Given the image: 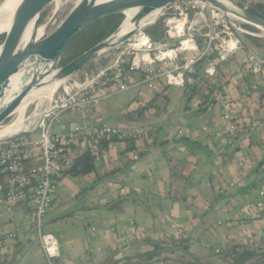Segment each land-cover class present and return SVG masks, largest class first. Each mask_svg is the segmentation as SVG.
Here are the masks:
<instances>
[{
  "label": "crops",
  "instance_id": "1",
  "mask_svg": "<svg viewBox=\"0 0 264 264\" xmlns=\"http://www.w3.org/2000/svg\"><path fill=\"white\" fill-rule=\"evenodd\" d=\"M219 68L211 94L209 87L199 89L194 97L187 89L163 88L145 94L137 87L87 110L88 124H134L149 126L151 132L136 139L70 144L76 157L87 150L96 153V167L85 175L64 174L56 184L51 210L43 218L44 231L59 243L53 264H113L132 251L128 227L136 235L155 239L166 235L174 240L171 225L181 226L188 235L192 255L186 259L190 262L222 264L214 256L217 248L255 252V257L241 264H256L263 256L264 209L248 218L242 217L241 209L264 190V71L244 75L230 61ZM161 92L166 100L171 97L167 106V101L156 106V100L160 101L156 94ZM218 95L233 101L237 121L256 117L262 126L232 144L218 142L214 134L226 129ZM80 121L79 115L67 114L54 131L68 130ZM182 125L190 127L192 134L176 139L173 130ZM138 146L143 151L132 160ZM167 152L189 163L179 178H170ZM240 160L253 163L243 180L237 177ZM229 181L235 185L218 193L217 188ZM119 184L125 194L114 190ZM29 210L25 200L13 207L10 216H0V240L7 235L17 238L14 255L2 264H47L42 251L23 233Z\"/></svg>",
  "mask_w": 264,
  "mask_h": 264
},
{
  "label": "built area",
  "instance_id": "2",
  "mask_svg": "<svg viewBox=\"0 0 264 264\" xmlns=\"http://www.w3.org/2000/svg\"><path fill=\"white\" fill-rule=\"evenodd\" d=\"M157 23L164 31L161 41L153 40L145 32ZM242 23L207 2L181 0L166 5L125 43L112 50L105 67L83 72L81 80L66 81L60 91L43 101H47L45 109L41 110L43 102L34 104L21 131L0 139V216H10L13 207L25 200L30 203L23 233L42 251L47 264H53L58 257L59 243L52 233L44 231L43 218L51 210L59 178L72 167L76 157L70 144L78 140L136 139L151 132L149 126L134 124H88L85 122L87 110L132 88H144L147 92L163 88L184 90L198 65H202L203 77L214 84L218 64H227L240 50L238 36H254L240 26ZM239 67L244 75H260L264 71V57L248 50L241 56ZM216 99L221 119L226 124L224 132L214 134L218 142L232 144L243 134L262 126L256 117L246 122L237 121L233 101L221 95ZM67 114H77L81 121L73 123L68 130L55 132V125ZM191 134L192 129L188 126L173 130L176 139ZM142 151V146H138L132 160H137ZM252 169V162L240 160L238 179H245ZM234 185L232 181L226 182L221 190L217 188V192ZM114 190L126 192L120 184L114 185ZM263 209L264 190H261L255 200L243 206L241 215L248 218ZM131 229H126L128 236ZM168 229L175 235L174 239L184 233L181 226L171 225ZM16 242L14 235L0 240V264L14 255ZM214 252L218 254L220 249Z\"/></svg>",
  "mask_w": 264,
  "mask_h": 264
},
{
  "label": "water",
  "instance_id": "3",
  "mask_svg": "<svg viewBox=\"0 0 264 264\" xmlns=\"http://www.w3.org/2000/svg\"><path fill=\"white\" fill-rule=\"evenodd\" d=\"M53 1L55 0H25L19 6L11 29L1 44L0 98L3 97V92L9 85L10 77L20 70L24 61L28 60L32 64V68L35 69V72L32 74L29 82L22 86L18 94L4 107H0V126L13 115L14 111L19 107L28 93L32 89L40 86L41 81L45 77L52 75L53 81H67L79 71L83 70L96 57H100L125 43L135 34L141 22L153 11L181 0H108L101 3H97L94 0H83L82 3L77 4L69 12L49 36L30 45L28 49L16 53L14 51L15 47L27 23L31 19L36 18L37 26H39L38 21L42 10ZM196 1L207 2L223 12L229 11L221 2H227L226 0ZM131 9L135 10V14L129 20L133 27L132 30L120 38H115L125 20L123 19L109 37L95 44L65 65L54 69L67 46L86 27L100 18L118 14L122 15L124 11ZM236 10L239 13L237 14L238 17L244 23L264 30L263 21L237 8ZM40 65L43 67L49 65V68L45 69L44 73L41 74L38 71Z\"/></svg>",
  "mask_w": 264,
  "mask_h": 264
},
{
  "label": "trees",
  "instance_id": "4",
  "mask_svg": "<svg viewBox=\"0 0 264 264\" xmlns=\"http://www.w3.org/2000/svg\"><path fill=\"white\" fill-rule=\"evenodd\" d=\"M246 13L264 22V0H255V3L247 9ZM121 18L122 16L118 14L106 16L94 21L72 40L64 52L67 50H79V53L77 54L79 56L81 53L88 50L95 44L109 37L119 26ZM3 35L4 37L7 36V34ZM248 39L251 41V43H256V39L249 37ZM1 44L2 43H0V45ZM62 55L58 61L60 66H63L67 63L62 60ZM99 60H102V58ZM100 64L101 66L105 65L103 62ZM93 68V65H90L85 67L83 70H92ZM198 75L200 74L195 73L191 75L190 82H188L184 88L190 91L191 97H194L197 93H200V90L198 89V87H200L199 84L196 82L192 85ZM244 80L248 83V80L245 76ZM211 88L212 86H209L208 88V93L210 94L212 91ZM258 96L259 99H262V93H259ZM157 97H159L160 101H166L163 92L156 94V98ZM206 97H208V95ZM153 101L154 100H151L150 103ZM113 139L118 138L107 139V141ZM165 154L167 155V164L170 178L175 179L182 176L183 171L188 169L189 163L179 155H173L172 153L168 152ZM96 156V153L87 150L80 156L74 158L72 167L65 174H71L74 176L95 172ZM130 239V246L132 247L131 253H128L125 258L115 261L113 264H156L159 262L162 264H199L198 262H190L188 259H186L190 257L192 253L190 251L191 243L189 237L185 233L179 235V237L174 240H171L166 235L160 239H155L144 235H136L132 229ZM226 252L228 254H226ZM215 255L219 257L218 260L222 264H241L247 259L255 257V252L246 249H240L238 251L236 249H229L220 251L218 254H214V256ZM262 255L263 256H260L261 258L256 260V264H264V254ZM206 264H211V262L208 261Z\"/></svg>",
  "mask_w": 264,
  "mask_h": 264
},
{
  "label": "bare ground",
  "instance_id": "5",
  "mask_svg": "<svg viewBox=\"0 0 264 264\" xmlns=\"http://www.w3.org/2000/svg\"><path fill=\"white\" fill-rule=\"evenodd\" d=\"M25 0H0V34L5 32V31H10L11 26L13 24L15 15L17 13V10L19 6L24 2ZM83 0H77L76 5L82 3ZM97 3H101L104 1L108 0H94ZM222 2V1H221ZM58 7H57V12H58ZM155 10L151 14H149L140 24L139 28L137 29L140 30L146 23V21L154 18L157 16V12L159 11ZM228 12H224L229 14L230 17L234 18L235 20L242 21L237 14V10L234 8H229ZM54 12L56 14L57 12ZM127 12L130 11L129 13V19L125 22L123 27L118 31L117 35L115 38H120L123 36L125 33L129 32L132 30V24L130 23V19L133 17L135 14V10H126ZM124 11V12H126ZM124 18V17H123ZM243 22V21H242ZM263 31L262 29H260ZM136 31V32H137ZM135 32V33H136ZM264 32V31H263ZM44 34V30L42 31L41 26H37V19L33 18L31 19L27 25L25 26L18 43L15 47V52L20 53L30 47V45H33L37 41L42 38ZM0 50H1V45H0ZM49 65H46L43 67L42 65L39 66L38 71L41 72V74L44 73L45 69H48ZM35 72V69L32 68V64L26 60L23 62L21 65L20 70L14 74L13 76L10 77L9 79V85L3 92V97L0 98V107H4L6 104H8L14 96L18 94L22 86H24L27 82L32 77V74ZM66 82V81H65ZM64 81H53L52 75H48L45 77L42 81L39 87H36L32 89L28 95L23 99L19 107L14 111L16 113V119L14 120L13 123L10 125L2 128L4 130H0V139L10 137L14 135L15 133L21 131L25 126V110L26 108L34 102H37L41 104L44 100H49L50 97L60 88L62 85L65 83ZM35 99V100H33ZM13 113V114H14ZM28 116V115H27ZM1 128V126H0Z\"/></svg>",
  "mask_w": 264,
  "mask_h": 264
},
{
  "label": "rangeland",
  "instance_id": "6",
  "mask_svg": "<svg viewBox=\"0 0 264 264\" xmlns=\"http://www.w3.org/2000/svg\"><path fill=\"white\" fill-rule=\"evenodd\" d=\"M76 1L77 0H60V8H59L58 7L59 6V0H55V1L52 2L55 5L51 3V4L47 5L42 10V12L40 14V19H39L38 23H39V26H41L42 31L44 30V34H43L42 38H40V40H43L44 38H46L47 36H49L57 28V26L64 20V18L69 14V12L76 6ZM226 1L227 2L222 1V3L228 9L229 8H234L236 10V8H237V9H239V10L245 12V13L247 12V9L252 4L255 3V0H226ZM57 7L59 8L58 9V12L56 11L57 10ZM55 11L57 12L56 14H54ZM129 13H130V11L128 13L127 12H124L123 13L124 14V18H123V15H121L122 16L121 21L123 19H125L123 21V23H122L121 28L123 27V25L125 24V22L129 19ZM240 26L244 30H247L248 32H250L251 34H254V36H249V35H246V34H240L238 36V39L241 42V48L229 60L230 63H234V64L237 63L238 66H239V62H240L241 56L243 54H245L248 50H252V51L256 52L257 55L264 57V32L261 31L260 29L256 28V27L250 25V24H247V23H244V24L242 23ZM145 32H146V34L148 36H150L153 40H156V41H161V39L163 38V33H164L163 28L161 27L160 23H157L154 26L145 29ZM8 33H9V31H5V32H3V33L0 34L1 35L0 36V43H2L3 40H4V35L3 34H8ZM248 37L249 38L256 39V43L255 44L251 43V41L248 39ZM112 50L109 51V52H107V53H105L104 55H102L100 57H96L86 67H88L90 65L91 66L93 65L94 68H103V67H105L108 64L109 60H110V56H111ZM78 51L79 50H76V51H71V50L69 51V50H67L62 55V60H64L65 62L68 63L69 61L73 60L75 57L78 56L77 55L79 53ZM100 58H102V60H99ZM101 62H103L105 65L104 66L103 65L101 66V64H100ZM221 65L224 66L226 64H218V66H217V73L219 72V70H221L219 68V66H221ZM59 67H61V66L58 63L55 66L54 69L59 68ZM86 71H91V70H81L75 76L71 77L67 81H70V80H81L82 73L83 72H86ZM196 73L197 74H200V75L197 76V78L195 80L199 84V86H200V87H198V89H202L203 87L204 88L205 87L207 88V87L211 86V84H213L212 81L207 80L205 77H203L202 65H198ZM193 84H194V82L192 83V85ZM60 90H61V88H59L56 92H58ZM141 90H144L145 91L144 93L145 94H148L147 91L144 88H142ZM155 92H158V90L155 91ZM187 92H190V91L188 90ZM130 93L131 92H129V94ZM170 98L168 100H166L167 101L165 103L166 106L169 104V102H171V99ZM33 100H35V99H33ZM163 102L164 101H158V100H156L155 103H156V106H157V105H162ZM35 103H37V102L31 103L26 108V110H25V120L28 119V116L33 111V108H34V104ZM46 105H47V101L43 102L42 105H41V110L45 109L46 108ZM15 119H16V113H14L11 117H9L6 121H4L1 124L3 126H1L0 130H4L2 128H4V127L10 125L11 123H13ZM29 120H31V119H29Z\"/></svg>",
  "mask_w": 264,
  "mask_h": 264
}]
</instances>
